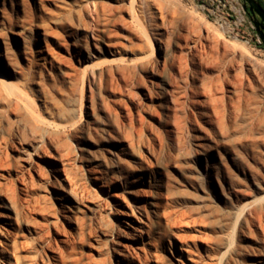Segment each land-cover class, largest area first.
<instances>
[{
    "label": "rangeland",
    "instance_id": "rangeland-1",
    "mask_svg": "<svg viewBox=\"0 0 264 264\" xmlns=\"http://www.w3.org/2000/svg\"><path fill=\"white\" fill-rule=\"evenodd\" d=\"M253 26L242 0H0V264H264Z\"/></svg>",
    "mask_w": 264,
    "mask_h": 264
},
{
    "label": "bare ground",
    "instance_id": "bare-ground-1",
    "mask_svg": "<svg viewBox=\"0 0 264 264\" xmlns=\"http://www.w3.org/2000/svg\"><path fill=\"white\" fill-rule=\"evenodd\" d=\"M240 18L241 19H244V15L242 14V13H240ZM167 46L169 45V43L170 42H168L167 41ZM166 45V44H165ZM173 52H172V60H173V62H174V59L176 58V54H177V52H176V50H182L181 49V43L179 44V43H177L176 44V47H173ZM152 52H154V50L152 51ZM176 52V53H175ZM171 56V55H170ZM152 58L154 57V60L152 61V63L151 64H153V66H154V68L155 69H158L160 66H161V64L164 62V60L163 59H161L160 57H156V55H154V54H152V56H151ZM173 66V65H172ZM157 71V70H156ZM160 73V72H159ZM172 77V76H171ZM170 77V78H171ZM0 78L3 80V81H6L7 80V78H6V76L3 74V73H1L0 72ZM159 84V83H158ZM164 91H165V95L167 96V101L169 102V103H173L174 102V100H173V98H172V91H173V87H172V84H171V81H170V79H165L164 80ZM159 87V86H158ZM170 106V105H169ZM175 108V107H174ZM168 124H170V123H168Z\"/></svg>",
    "mask_w": 264,
    "mask_h": 264
},
{
    "label": "water",
    "instance_id": "water-1",
    "mask_svg": "<svg viewBox=\"0 0 264 264\" xmlns=\"http://www.w3.org/2000/svg\"><path fill=\"white\" fill-rule=\"evenodd\" d=\"M243 1V8L245 11L250 10V12L254 13L257 12L259 15L262 16L264 20V10L261 7L260 3L257 0H242ZM260 21L255 20V28L258 29V34H264L263 30L259 28Z\"/></svg>",
    "mask_w": 264,
    "mask_h": 264
},
{
    "label": "flooded vegetation",
    "instance_id": "flooded-vegetation-1",
    "mask_svg": "<svg viewBox=\"0 0 264 264\" xmlns=\"http://www.w3.org/2000/svg\"><path fill=\"white\" fill-rule=\"evenodd\" d=\"M257 1H258V0H257ZM258 2H259V1H258ZM259 3H260V2H259ZM260 5H261V7H262L263 10H264V6H262L261 3H260ZM248 11H249L250 15L247 14V11H245V13L248 15L249 19H250L254 24H255V20L260 21L259 28H260L261 30H263V32H264V20H263L262 16L259 15L257 12L252 13V12H250V10H248ZM255 30H256V33L258 34V29L255 28ZM258 37L260 38V43L264 46V34L260 33V34H258Z\"/></svg>",
    "mask_w": 264,
    "mask_h": 264
},
{
    "label": "trees",
    "instance_id": "trees-1",
    "mask_svg": "<svg viewBox=\"0 0 264 264\" xmlns=\"http://www.w3.org/2000/svg\"><path fill=\"white\" fill-rule=\"evenodd\" d=\"M258 1L262 4V6H264V0H258ZM247 14L250 15L249 11H247Z\"/></svg>",
    "mask_w": 264,
    "mask_h": 264
},
{
    "label": "built area",
    "instance_id": "built-area-1",
    "mask_svg": "<svg viewBox=\"0 0 264 264\" xmlns=\"http://www.w3.org/2000/svg\"><path fill=\"white\" fill-rule=\"evenodd\" d=\"M242 21H246V19H245V16H244V19L242 20ZM241 21V22H242ZM250 23H252V21L250 20ZM253 28L255 29V27L253 26Z\"/></svg>",
    "mask_w": 264,
    "mask_h": 264
}]
</instances>
